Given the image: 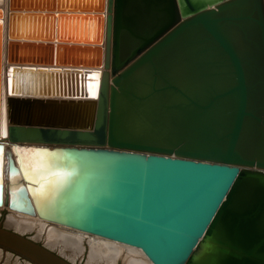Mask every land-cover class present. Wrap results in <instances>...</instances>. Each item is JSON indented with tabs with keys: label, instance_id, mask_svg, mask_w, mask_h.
<instances>
[{
	"label": "water",
	"instance_id": "1",
	"mask_svg": "<svg viewBox=\"0 0 264 264\" xmlns=\"http://www.w3.org/2000/svg\"><path fill=\"white\" fill-rule=\"evenodd\" d=\"M67 5H1L0 135L12 149L106 155L88 190L101 198L78 224L37 214L26 184L0 206L150 264H264V0ZM3 145L1 194L18 175ZM2 220L0 250L74 264Z\"/></svg>",
	"mask_w": 264,
	"mask_h": 264
},
{
	"label": "bare ground",
	"instance_id": "2",
	"mask_svg": "<svg viewBox=\"0 0 264 264\" xmlns=\"http://www.w3.org/2000/svg\"><path fill=\"white\" fill-rule=\"evenodd\" d=\"M5 3L6 0H0V7L5 6ZM3 136L5 134L1 133L0 140L4 142V151L6 149L11 151L18 168V175H6L2 178V194L0 193L2 199L4 200L6 196L8 198L15 196L19 184H26L27 192L37 214L46 218L66 221L69 224L82 222L86 213L93 209L101 198L100 188L95 192L96 188L93 187L91 194L88 191L90 186H93L92 177L94 175V185L98 182L96 187L103 179V171L94 169V167L99 166L98 164L103 163L104 160L109 161L108 157H105L104 154L69 153L57 150L49 153L46 150L33 147H14L12 149L8 139ZM1 160L4 163L5 158L0 151V182ZM10 192L11 195H9ZM2 210H8L3 222L5 227L19 232L33 230L35 231L33 238L43 237V243L50 249L59 246L61 249H73L77 252L82 249L85 241L88 244L89 263L100 259L106 264H113L116 257L124 250L126 255L122 258L123 264H150L137 249L87 234L71 225L67 228L47 224L38 217L11 211L5 204L0 206V212ZM124 246L128 248H124ZM58 251H61L58 253L62 257H68L66 254V257L64 256L62 250ZM69 257L71 258V256ZM68 258L67 260H69Z\"/></svg>",
	"mask_w": 264,
	"mask_h": 264
},
{
	"label": "rangeland",
	"instance_id": "3",
	"mask_svg": "<svg viewBox=\"0 0 264 264\" xmlns=\"http://www.w3.org/2000/svg\"><path fill=\"white\" fill-rule=\"evenodd\" d=\"M72 1L73 0H66V4H70V5L69 6L67 5L66 6L67 8H65L63 11H65V10H69L70 12L82 11L84 13H86V12H94L93 9L80 10L79 8L78 9L77 8H73L74 6L71 5ZM83 1H85L87 3L88 1H92V0H83ZM62 3H63V0H62ZM86 21H87V19H83V22H86ZM72 36L77 37V35H73V34H72ZM63 42H65V43H72V42H75V41L72 40V39H69L67 41L63 40ZM81 42L82 41H77L76 43H81ZM84 43H87V42H84ZM83 53H85V52H83ZM7 214H8V211L7 210H2L0 212V221L3 219L2 221L4 222V219H5V217H6ZM43 228H45V226H43ZM21 233H25L26 235H29V236H32L33 237L34 234H35V231L32 230V231H29V232H21ZM36 240H38V241H40L42 243L44 242V238L43 237H40V238H38ZM44 245H45V243H44ZM124 248H128V247H125L124 246ZM52 250L55 251V252H57V253L58 252H61V251H58V250H62L63 253H64V256H65V254L68 257L71 256V258L70 257L68 258L66 256L65 257H66V259L68 258L70 261H72V263H74V264H106L105 261H101L100 259L98 261H93V262L91 261L90 263L88 262V244L85 241L83 242L82 249L80 251H77V252L73 251V249L72 250L61 249L59 246H56ZM125 255H126L125 254V251L123 250L122 251V254H120V255H118L116 257V260L114 261L113 264H123L122 258ZM136 255H139V254H136ZM26 263L29 264L28 262L23 261L22 259L16 257L15 255H13L11 253H7V252H4V251H1L0 250V264H26Z\"/></svg>",
	"mask_w": 264,
	"mask_h": 264
}]
</instances>
